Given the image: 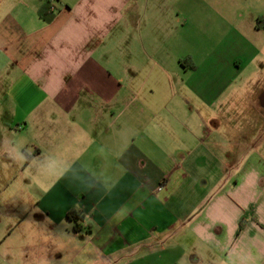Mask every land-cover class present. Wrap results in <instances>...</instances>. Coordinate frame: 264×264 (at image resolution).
I'll list each match as a JSON object with an SVG mask.
<instances>
[{"label":"crops","instance_id":"obj_1","mask_svg":"<svg viewBox=\"0 0 264 264\" xmlns=\"http://www.w3.org/2000/svg\"><path fill=\"white\" fill-rule=\"evenodd\" d=\"M263 88L264 0H0V264H264Z\"/></svg>","mask_w":264,"mask_h":264},{"label":"trees","instance_id":"obj_2","mask_svg":"<svg viewBox=\"0 0 264 264\" xmlns=\"http://www.w3.org/2000/svg\"><path fill=\"white\" fill-rule=\"evenodd\" d=\"M41 15H42V17H43L45 20H47L46 17L43 15V13H42ZM29 159H30V156L27 155V160H29ZM27 162H28V161H27ZM67 218H68V220H69L71 223H73V224L75 225V230L78 229V224L84 220L83 215H82L79 211H76V210L70 212V213L68 214V217H67Z\"/></svg>","mask_w":264,"mask_h":264},{"label":"rangeland","instance_id":"obj_3","mask_svg":"<svg viewBox=\"0 0 264 264\" xmlns=\"http://www.w3.org/2000/svg\"><path fill=\"white\" fill-rule=\"evenodd\" d=\"M259 92H264V88L259 91ZM261 109H264L261 107ZM259 129H261L263 132H262V136L264 137V119L262 121L259 122ZM259 143H262L261 141H259Z\"/></svg>","mask_w":264,"mask_h":264}]
</instances>
